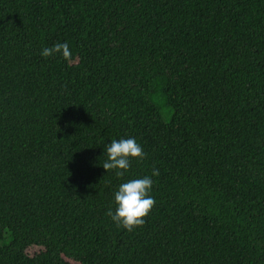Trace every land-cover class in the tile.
I'll return each mask as SVG.
<instances>
[{
    "label": "trees",
    "instance_id": "16d2710c",
    "mask_svg": "<svg viewBox=\"0 0 264 264\" xmlns=\"http://www.w3.org/2000/svg\"><path fill=\"white\" fill-rule=\"evenodd\" d=\"M0 264H264V0H0Z\"/></svg>",
    "mask_w": 264,
    "mask_h": 264
},
{
    "label": "clouds",
    "instance_id": "9594fccd",
    "mask_svg": "<svg viewBox=\"0 0 264 264\" xmlns=\"http://www.w3.org/2000/svg\"><path fill=\"white\" fill-rule=\"evenodd\" d=\"M44 58L56 54L71 62L72 52L67 42H57L52 47H46L40 53ZM107 159L102 167L106 172L115 170L117 177H123L129 170L132 160L143 161L145 152L134 138L112 140L106 148ZM159 170L153 168L152 176H158ZM153 180L149 176L131 179L119 185L114 193L115 211L109 209L107 215L118 226L132 232L145 224V218L155 206V199L150 195Z\"/></svg>",
    "mask_w": 264,
    "mask_h": 264
},
{
    "label": "rangeland",
    "instance_id": "374dc122",
    "mask_svg": "<svg viewBox=\"0 0 264 264\" xmlns=\"http://www.w3.org/2000/svg\"><path fill=\"white\" fill-rule=\"evenodd\" d=\"M39 250H40V247L33 246V247L29 248L28 252H29V254H34L35 252H38Z\"/></svg>",
    "mask_w": 264,
    "mask_h": 264
}]
</instances>
